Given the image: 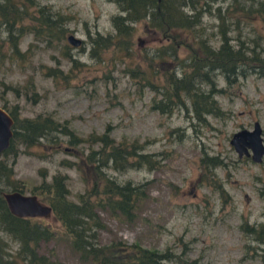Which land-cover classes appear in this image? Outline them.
<instances>
[{"label": "rangeland", "instance_id": "rangeland-1", "mask_svg": "<svg viewBox=\"0 0 264 264\" xmlns=\"http://www.w3.org/2000/svg\"><path fill=\"white\" fill-rule=\"evenodd\" d=\"M36 1L63 15L65 29L60 38L49 40L23 32L17 40L20 49L28 48L23 59L8 55V45H2L6 53L0 62V103L17 102L20 115L48 112L59 120L66 118L78 134L100 131L108 123L114 137L146 139L145 148L160 160L151 168L128 167L119 173L108 169L118 178L144 180L146 193L130 219L99 210L103 226L97 229V241L107 245L131 242L165 250L169 257L162 260L163 264H264V252L258 246L264 243H258L254 252V239L238 225L243 219L253 222L264 218V196L258 189L264 180V152L258 161L249 155L237 156L229 142L233 130L250 128L256 119L264 144V76L251 72L225 85L215 94L224 111L206 115L204 122L188 119L176 108L169 114L160 113L150 105L152 90L146 86L140 90L125 72L127 56L105 51L99 59L89 52L88 35L112 30L109 15L117 10L114 1ZM214 22L212 14L203 16L202 24L211 32L212 44L218 41ZM254 26L264 30L257 21ZM247 30L243 25L242 31ZM68 32L80 41L69 42ZM4 34L1 29L0 35ZM132 37L134 54L138 46L151 49L162 39L155 29L142 23H136ZM184 51L181 46L180 52ZM45 65L69 69L72 75L63 79L46 74ZM26 78L32 85L25 83ZM13 87H17L16 93ZM45 145V141L18 145L12 168L14 176L25 184L22 191L29 192L28 184L41 177L49 179L58 170L66 173L67 196L75 200L85 183L76 169L58 163L59 157L72 154L61 147L50 151ZM203 154L222 160L212 169L222 190L201 175L199 156ZM38 217L55 231L53 237L38 244V249L53 260L51 264H86L51 212Z\"/></svg>", "mask_w": 264, "mask_h": 264}, {"label": "trees", "instance_id": "trees-1", "mask_svg": "<svg viewBox=\"0 0 264 264\" xmlns=\"http://www.w3.org/2000/svg\"><path fill=\"white\" fill-rule=\"evenodd\" d=\"M117 10L110 13L112 30L94 31L88 35L89 52L103 59L105 51H119L128 57L123 66L127 75L142 90H152L150 105L160 113L169 114L175 108L188 119L199 122L206 115H219L224 110L216 93L225 85L236 82L239 76L255 73L264 76V0H112ZM215 18L218 41L209 42L203 16ZM64 16L53 12L46 3L36 0H0V62L7 44V54L23 59L28 48L20 49L18 37L31 31L33 37L60 38L65 29ZM136 23L155 29L162 38L151 49L138 46L132 53V35ZM243 25L248 26L246 32ZM230 31H234L230 33ZM185 51L180 52V47ZM70 57L67 50L64 51ZM46 74L66 79L70 70L61 71L56 65H45ZM27 79V78H26ZM222 83H219V80ZM32 85V80H25ZM16 93L17 87H13ZM35 91L32 89L31 94ZM12 115L8 144L0 151V264H51L48 254L38 249L40 241L54 236L55 231L38 215H17L11 212L2 196L6 189L24 187L21 178L14 176L12 163L20 144L46 142L50 151L59 147L72 156H61L58 163L76 169L84 188L76 199L67 196L66 173L54 171L49 179L28 184L29 192L45 199L50 212L67 234L70 246L86 264H163L169 257L165 250L143 247L137 243L116 242L113 245L97 241V229L103 226L99 210L116 217L130 219L135 207L145 196L146 182L129 177L118 178L109 170L122 172L128 167L151 168L159 157L145 148L146 139L114 137L110 124L102 130L78 134L68 120L55 118L48 112L19 114L17 102L0 103ZM201 175L215 184L212 169L222 160L216 155L199 156ZM109 169V170H108ZM264 184V180L262 182ZM253 233L244 221L238 224ZM264 239V234L262 236ZM10 241L14 246L10 247Z\"/></svg>", "mask_w": 264, "mask_h": 264}, {"label": "water", "instance_id": "water-1", "mask_svg": "<svg viewBox=\"0 0 264 264\" xmlns=\"http://www.w3.org/2000/svg\"><path fill=\"white\" fill-rule=\"evenodd\" d=\"M66 39L72 44H77L80 41V38L71 32L66 34ZM12 120L13 118L10 112L0 104V151L8 144L11 135ZM229 142L238 154H240L241 150L248 153L246 146H249L250 157L253 160L258 161L264 152L260 125L256 119L252 121L250 128L242 126L233 130L229 137ZM2 196L8 209L17 215L36 216L50 212V205L47 202L41 201L33 192L6 189L2 191Z\"/></svg>", "mask_w": 264, "mask_h": 264}, {"label": "flooded vegetation", "instance_id": "flooded-vegetation-1", "mask_svg": "<svg viewBox=\"0 0 264 264\" xmlns=\"http://www.w3.org/2000/svg\"><path fill=\"white\" fill-rule=\"evenodd\" d=\"M246 149H247L248 153H245L243 150H241L240 154H238L237 151L235 150L236 155L241 156V154H244L246 156L247 155L250 156V147L246 146ZM258 189L260 191V195L264 196V184L263 183H261V185L258 186ZM243 220H244V223H246L248 227H250V228L256 227V229L253 230V233H247L246 232V234H248L247 236H249V238H251V239H254V241L256 243V244H254V246H251L255 252V249H256V246L258 245V243H260V242L264 243V239L262 238V236L264 234V218L261 220L253 221V222H248L245 219H243ZM248 245H251V242H249ZM258 246L261 248L260 249L262 251L261 253H263L264 252V245L260 244ZM259 255H260V253H259Z\"/></svg>", "mask_w": 264, "mask_h": 264}]
</instances>
